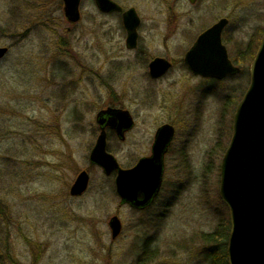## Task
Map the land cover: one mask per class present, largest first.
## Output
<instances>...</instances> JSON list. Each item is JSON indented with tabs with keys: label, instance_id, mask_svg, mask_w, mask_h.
Masks as SVG:
<instances>
[{
	"label": "rangeland",
	"instance_id": "rangeland-1",
	"mask_svg": "<svg viewBox=\"0 0 264 264\" xmlns=\"http://www.w3.org/2000/svg\"><path fill=\"white\" fill-rule=\"evenodd\" d=\"M117 1L141 17L137 49L126 46L122 15L95 0L81 1L76 23L63 0H0V46L10 48L0 59V264H209L204 251L227 248L220 164L250 81L254 57L242 56L264 33V0ZM222 17L242 71L195 75L185 53ZM156 56L173 62L161 78L149 74ZM108 106L135 119L126 140L108 137L124 168L151 154L158 126L175 127L163 189L148 208L122 202L117 173L90 161ZM84 169L88 189L71 195ZM115 214L122 230L113 238Z\"/></svg>",
	"mask_w": 264,
	"mask_h": 264
},
{
	"label": "water",
	"instance_id": "water-1",
	"mask_svg": "<svg viewBox=\"0 0 264 264\" xmlns=\"http://www.w3.org/2000/svg\"><path fill=\"white\" fill-rule=\"evenodd\" d=\"M81 1L63 0L64 14L71 23L81 19ZM190 1L195 3L197 0ZM95 3L105 13L122 10L114 0H95ZM122 18L127 32L126 46L134 49L138 46L141 18L134 7L125 10ZM228 24L227 17L220 18L201 32L185 53V63L194 74L223 79L241 71L223 42V31ZM8 51V46H0V59ZM171 67L169 59L156 56L149 63V74L152 78H160ZM97 122L101 132L90 152V161L102 167L107 175L117 171L115 185L122 202L137 208L149 205L163 182L164 155L175 135L174 125H160L152 154L142 157L134 166L124 168L107 149L106 127L111 126L124 136L135 124L131 112L108 107L98 112ZM89 182L90 174L84 169L73 182L71 195H82ZM219 193L230 211L229 264H264V34L250 65L249 85L233 115L231 139L220 164ZM109 225L112 237H117L122 230L120 217L113 215Z\"/></svg>",
	"mask_w": 264,
	"mask_h": 264
},
{
	"label": "trees",
	"instance_id": "trees-1",
	"mask_svg": "<svg viewBox=\"0 0 264 264\" xmlns=\"http://www.w3.org/2000/svg\"><path fill=\"white\" fill-rule=\"evenodd\" d=\"M258 43H257V45L255 47L254 46L252 47V44L251 45L250 44L247 45V50L246 51L244 50L245 54L247 56L243 55L242 56V57H244L243 59H246L249 56L250 57L249 60H251L254 57V55L256 54L257 49L259 47ZM237 60L238 61H242V59H240L239 57H238ZM228 228H229V224L227 226V229ZM227 236H228V233H227L226 237L224 238V240L227 238ZM214 239H215V234H213V233L206 237V240L209 243L215 242L216 239L215 240ZM221 241L222 240L220 239V243H221ZM204 254H205L206 259H207L209 264H229L228 257H227V252H226V250H223V248H221V247L218 250H216V248H214V247H212L211 249L208 248V250L204 251Z\"/></svg>",
	"mask_w": 264,
	"mask_h": 264
},
{
	"label": "flooded vegetation",
	"instance_id": "flooded-vegetation-1",
	"mask_svg": "<svg viewBox=\"0 0 264 264\" xmlns=\"http://www.w3.org/2000/svg\"><path fill=\"white\" fill-rule=\"evenodd\" d=\"M115 2H117L118 4H120L121 6H122V10L121 11H113V12H118V13H120L121 15L123 14V12L125 11V10H127V9H129V8H131V7H134L135 9H136V7L135 6H130V7H125L124 5H122L120 2H118L117 0H114ZM189 2H191L190 0H188ZM197 2V1H196ZM195 2V3H196ZM192 3V2H191ZM192 4H194V3H192ZM138 12V11H137ZM138 42H139V39H138ZM139 44V43H138ZM139 46H137L136 48H134V49H137ZM162 57H164V56H162ZM167 58V57H166ZM167 59H169V58H167ZM170 60V59H169ZM171 62H172V60H170ZM184 62H185V60H184ZM186 64V63H185ZM236 64V63H235ZM149 65V64H148ZM187 65V64H186ZM238 65V64H237ZM239 66V65H238ZM172 67H173V62H172ZM171 67V68H172ZM187 67H188V65H187ZM171 68H170V70H171ZM189 68V67H188ZM169 70V71H170ZM168 71V72H169ZM167 72V73H168ZM166 73V74H167ZM165 74V75H166ZM207 79H211V78H207ZM109 107V106H108ZM110 107H113V106H110ZM120 108H122V107H120ZM125 109H127V108H125ZM102 110V109H101ZM129 110V109H128ZM130 111V110H129ZM131 112V111H130ZM131 114H132V112H131ZM132 116H133V114H132ZM133 118H134V116H133ZM134 121H135V119H134ZM99 125V124H98ZM135 125V124H134ZM134 127V126H133ZM133 127L131 128V129H133ZM159 127V126H158ZM99 129H100V132H101V127H100V125H99ZM130 129V130H131ZM158 129V128H157ZM157 129H156V131H157ZM106 130H107V148H108V137L112 134V135H115L116 137H118L121 141H124V140H126V138H127V134H128V132L130 131V130H128V131H126L125 133H124V136H122V135H119L118 134V132H117V130L115 129V128H112L111 126H107L106 127ZM155 134H156V132H155ZM154 141H155V135H154V140H153V142H152V147H153V144H154ZM151 147V148H152ZM170 148V147H169ZM169 148H168V150H167V152L169 151ZM109 150V149H108ZM167 152L165 153V155H164V161H165V157H166V155H167ZM151 154H152V149H151ZM151 154H148V155H145V156H149V155H151ZM145 156H142V157H145ZM141 157V158H142ZM140 158V159H141ZM139 159V160H140ZM138 160V161H139ZM137 161V162H138ZM136 162V163H137ZM135 163V164H136ZM134 166V165H133ZM163 180H164V176H163ZM163 185H164V182H162V185H161V188H160V191L158 192V195L153 199V201L149 204V205H147V206H145V207H142V208H140V209H145V208H148L154 201H155V199H157L158 198V196L160 195V193L162 192V189H163ZM229 234V233H228ZM227 239H228V237H227ZM226 252H227V248H226Z\"/></svg>",
	"mask_w": 264,
	"mask_h": 264
}]
</instances>
